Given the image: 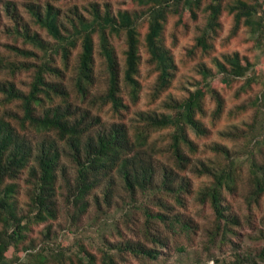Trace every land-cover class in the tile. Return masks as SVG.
Listing matches in <instances>:
<instances>
[{"label": "trees", "instance_id": "1", "mask_svg": "<svg viewBox=\"0 0 264 264\" xmlns=\"http://www.w3.org/2000/svg\"><path fill=\"white\" fill-rule=\"evenodd\" d=\"M256 48L264 0H0V264H264Z\"/></svg>", "mask_w": 264, "mask_h": 264}, {"label": "rangeland", "instance_id": "2", "mask_svg": "<svg viewBox=\"0 0 264 264\" xmlns=\"http://www.w3.org/2000/svg\"><path fill=\"white\" fill-rule=\"evenodd\" d=\"M83 0H79V2L82 3ZM86 1V0H85ZM225 26H226V30H229L230 27L232 26V20L231 18H227L225 21ZM194 32L191 31L190 33L188 32L187 34H184V36H182V38H180V42H179V46L185 44L187 41H189V39L191 38L190 36H193ZM239 41L236 39H233L232 42L230 43L231 47H236L239 46L240 43H238ZM242 45H244L245 47H250L252 45V42H243ZM241 46V45H240ZM254 55H255V59L259 65V68L261 70L262 73H264V50H261L260 48H256L254 50ZM259 88V87H258ZM196 207H191V210H196ZM88 218H85V220L79 222V226L81 227V230L84 232V230H86L87 227H85V224L87 222ZM59 222L61 224V226L63 227H67L65 228V232H69L70 230L76 231L78 230V226H72L69 224L68 220H66V212L65 211H61V216L59 217ZM70 225V226H69ZM85 234H91L93 235L92 231L87 230L86 232H84ZM94 235H97L96 233H94ZM95 237V236H94ZM70 241V242H69ZM67 243H71V239L67 240Z\"/></svg>", "mask_w": 264, "mask_h": 264}]
</instances>
